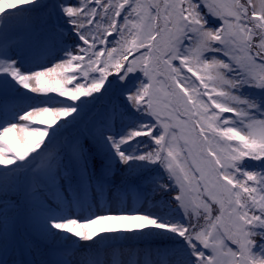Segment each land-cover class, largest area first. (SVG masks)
I'll return each instance as SVG.
<instances>
[{
    "label": "snow or ice",
    "instance_id": "6c2138e0",
    "mask_svg": "<svg viewBox=\"0 0 264 264\" xmlns=\"http://www.w3.org/2000/svg\"><path fill=\"white\" fill-rule=\"evenodd\" d=\"M0 39V215L70 242L42 264H264V0H0Z\"/></svg>",
    "mask_w": 264,
    "mask_h": 264
},
{
    "label": "rangeland",
    "instance_id": "374dc122",
    "mask_svg": "<svg viewBox=\"0 0 264 264\" xmlns=\"http://www.w3.org/2000/svg\"><path fill=\"white\" fill-rule=\"evenodd\" d=\"M42 25L36 21L33 23L32 27H29L27 22L17 23L13 25L8 31L7 45L11 49L10 54L14 52L17 48H22L24 51H29L34 40V35L41 32ZM111 39V37H109ZM72 43L71 38L68 39ZM67 42V41H66ZM69 43V42H67ZM5 46V41L0 39V49ZM191 75V74H189ZM114 77H112L113 79ZM193 79H195L193 77ZM37 95V94H32ZM206 99V98H205ZM104 105H96L89 108L84 114V121L80 124V128L85 127L90 123L96 115L102 111ZM225 116L231 117L232 114L225 113ZM68 119H71L69 117ZM63 119L60 120L55 126L58 127L60 123H63ZM20 124H26L28 122L20 121ZM33 127H43L41 125H33ZM78 129L71 128L64 133L65 138H69L76 134ZM9 142L14 143L11 137L6 138ZM140 139V138H138ZM143 140V139H141ZM47 142V140H45ZM6 155H8L6 153ZM35 155V153H33ZM251 164H256L258 162H250ZM3 167V166H0ZM123 173L117 171L116 175L112 177V181L119 184L122 179ZM129 182H135L134 178H129ZM13 200L19 202V206L16 210H10L8 213V220L5 224L3 216L0 215V264H42V261L54 259L53 249L57 247H68L70 242H60V241H48L36 230L34 222L29 217L23 202L22 196H14ZM4 198L0 197V206H2ZM73 239H76L73 237ZM90 242H81V244H87ZM163 242L154 241L152 245L162 244ZM136 244L138 246H148L147 242H125L122 245H132ZM146 247V248H148ZM121 248V249H120ZM119 258L125 261H129L132 258V253H137L136 259H138L141 264L144 260V250L145 247L133 248H123L120 247ZM84 248L80 249V252H85ZM78 258V257H77ZM155 257H153L154 259ZM104 259L109 262L112 259V251L106 250L104 254Z\"/></svg>",
    "mask_w": 264,
    "mask_h": 264
},
{
    "label": "trees",
    "instance_id": "16d2710c",
    "mask_svg": "<svg viewBox=\"0 0 264 264\" xmlns=\"http://www.w3.org/2000/svg\"><path fill=\"white\" fill-rule=\"evenodd\" d=\"M109 79H112V77H109ZM82 99H88V98H82ZM71 103V101H69ZM75 103H79V101H76Z\"/></svg>",
    "mask_w": 264,
    "mask_h": 264
}]
</instances>
